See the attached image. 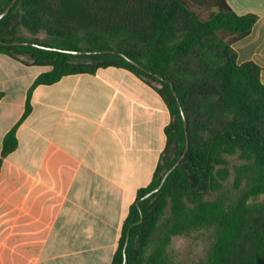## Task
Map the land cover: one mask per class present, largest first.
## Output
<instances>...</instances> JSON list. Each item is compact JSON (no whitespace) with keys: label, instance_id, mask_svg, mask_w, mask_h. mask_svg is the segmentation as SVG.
Listing matches in <instances>:
<instances>
[{"label":"trees","instance_id":"trees-1","mask_svg":"<svg viewBox=\"0 0 264 264\" xmlns=\"http://www.w3.org/2000/svg\"><path fill=\"white\" fill-rule=\"evenodd\" d=\"M12 1L2 0V12ZM173 1H120L117 12L121 14L123 22L116 27L119 41H131L134 45L143 46L146 52L140 53L129 47L114 46V40L104 45L91 43L89 49H81L79 43L68 35L70 28L67 26L71 21L80 25L88 21L83 6L76 0H59L55 10L58 15L51 16L58 24L62 22V29L51 34L60 40L42 43L18 38L14 18L23 16L21 24L29 27V7L38 0H17L10 12L0 20V40L9 43L0 44V54L9 55L26 65L51 67L50 71L42 73L35 80L29 91L23 118L32 110V91L37 86L52 85L69 75L95 74L107 67L131 71L152 85L165 100L172 118L167 130L168 145L152 182L138 192L136 202L129 209L112 264L124 263L127 241L126 264H175L169 253L172 239L211 228L215 231V241L204 264H264V232L259 231L261 224H264V202H248L251 198L264 195V85L260 79L261 69L251 62L239 65L233 49L236 42L251 33L257 16L237 15L226 0H205L214 11L203 19L193 13L185 1L178 0L175 4ZM18 7H22L27 14L17 15L15 12ZM178 8L181 9L179 12L191 16V28L183 37L172 41L168 38V30ZM42 12L46 14L49 11L37 8L33 11V18L36 19ZM139 15L147 17L149 23L138 20ZM219 32L229 37L226 58L215 55L210 49L200 53L204 40H216ZM14 42H29L80 53L53 51L31 45H10ZM123 55L145 70L131 64ZM171 84L187 119L188 136V99L192 100L195 94L201 97L200 104L205 106L203 110L209 113L210 121H218L220 130L215 132L205 151L190 144L188 153L168 176L163 187L147 197L161 185L165 174L186 149L184 121ZM211 94H215L221 102H214ZM223 97L230 101L226 108ZM226 114L233 116L231 123H225L222 119ZM17 146L14 128L4 139L2 158L14 152ZM236 153L243 164L237 169L235 195L229 199L227 195H221L212 201H203L206 193L218 189L215 168L224 163L223 155ZM185 194L194 197L190 201L191 206L182 201ZM169 202L171 213L166 217L165 210Z\"/></svg>","mask_w":264,"mask_h":264},{"label":"crops","instance_id":"crops-1","mask_svg":"<svg viewBox=\"0 0 264 264\" xmlns=\"http://www.w3.org/2000/svg\"><path fill=\"white\" fill-rule=\"evenodd\" d=\"M254 14L233 49L264 85V0H226ZM49 66L0 54V264H112L138 192L168 145L169 108L131 71L107 67L29 91ZM16 128L18 146L2 158Z\"/></svg>","mask_w":264,"mask_h":264},{"label":"rangeland","instance_id":"rangeland-1","mask_svg":"<svg viewBox=\"0 0 264 264\" xmlns=\"http://www.w3.org/2000/svg\"><path fill=\"white\" fill-rule=\"evenodd\" d=\"M84 9L86 20L88 21L83 25H80L78 22L68 23V35L74 38V42L79 43L81 49H89L91 43H100L104 45L107 42L114 40V46L120 45L122 48L129 47L140 53H145L146 49L141 45H134L133 42L122 43L119 41L120 35L118 33L117 25L122 24L123 18L121 14L118 13L120 8L121 0H76ZM178 0H174L173 4ZM185 1L188 5V8L198 15L200 18L206 19L209 17L214 10H212L209 5L204 2L205 0H179ZM2 0H0V12H2ZM118 3V4H117ZM59 0H38L37 3H33L29 7V12H25L22 7H18L16 14L18 13L27 16L30 18V26L27 27L25 24H21L23 16H16L14 18V28L18 38L28 40V41H38L42 43L58 41L55 36H52L53 32L57 29H62V22L58 24L56 20L51 19V16L58 15L55 10ZM177 8V5H175ZM48 9L55 11L54 13L42 12L39 16L34 19L33 11L35 9ZM180 8H178L176 17L169 26L168 38L169 40L176 41L177 39L184 36L190 30L191 25V16L184 14ZM138 20L144 22L145 24L149 23L147 17L137 16ZM125 24V23H124ZM229 37L226 36V33L219 32L217 39L207 40L205 39L203 45L200 47L199 52L204 53L207 49L221 56L228 55V42ZM212 45V47H211ZM223 58V57H222ZM216 69V68H215ZM214 69V73L216 69ZM213 95V94H211ZM201 97L196 95L190 101V133H189V147L192 144V147L201 149L202 151L207 150L210 141L214 138L215 132H219L220 126L218 121L214 120L213 122L209 119V113H204L202 103L200 104ZM213 101L221 102L219 98L212 96ZM222 102L224 107H228L230 101L223 97ZM203 111V112H202ZM225 123H231L233 121V116L231 114H226L222 118ZM187 120V119H186ZM210 121V122H209ZM189 132V131H188ZM172 146L170 152L172 153ZM224 163L216 166L215 168V181L217 183V190L206 193L203 201H212L217 199L221 195H227L228 199L235 195L234 187L237 175V169L240 165L243 164V161L240 160L239 154H224L223 155ZM193 196L190 194H185L182 198V201L186 205H192L190 203L193 200ZM250 204L263 203L264 195L256 198L249 199ZM171 203L169 202L168 207L166 208V217L171 213ZM251 229L252 222L249 220ZM260 232H264V224L260 226ZM215 241V231L211 229H201L191 232L189 235L177 236L172 239L171 245L169 247V253L172 257V261L175 264H204L207 260L208 254L210 253L211 247Z\"/></svg>","mask_w":264,"mask_h":264},{"label":"water","instance_id":"water-1","mask_svg":"<svg viewBox=\"0 0 264 264\" xmlns=\"http://www.w3.org/2000/svg\"><path fill=\"white\" fill-rule=\"evenodd\" d=\"M17 2V0H13L11 2V4L0 14V20L3 19L9 12L10 10L12 9V7L15 5V3ZM0 44H3V45H8L9 43H5V42H2L0 40ZM10 45H31V46H35V47H40V48H43V49H48V50H53V51H60V52H67V53H80V52H75V51H67V50H62V49H57V48H52V47H46V46H40L38 44H35V43H29V42H14V43H10ZM124 56V55H123ZM131 64L135 65L136 67L142 69V70H145L140 64L130 60L129 58H127L126 56H124ZM158 78H160L159 76H157ZM171 89L176 97V100L178 101V104H179V107H180V110H181V113H182V117H183V121H184V127H185V131H186V139H187V143H186V149L184 151V153L182 154V156L179 158V160L176 162V164L165 174L162 182H161V185L156 189L154 190L152 193H150L148 196H150L151 194H154L156 192H158L162 187L163 185L165 184V181L166 179L168 178V176L173 172V170L178 167L180 164H181V161L183 160V158L185 157V155L188 153L189 151V136H188V124H187V120H186V117H185V113H184V110H183V107L181 105V102L179 100V97L178 95L176 94L175 92V89H174V85L171 84ZM141 221H142V216H141ZM140 221V222H141ZM139 222V223H140ZM138 223V224H139ZM127 244H128V241L125 245V249H124V263L123 264H126L127 262V255L125 253L126 251V247H127Z\"/></svg>","mask_w":264,"mask_h":264}]
</instances>
